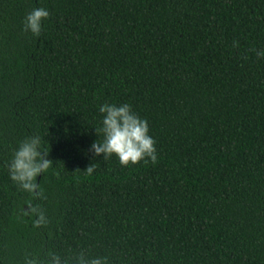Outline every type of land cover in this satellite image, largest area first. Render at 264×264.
<instances>
[{
	"label": "trees",
	"instance_id": "obj_1",
	"mask_svg": "<svg viewBox=\"0 0 264 264\" xmlns=\"http://www.w3.org/2000/svg\"><path fill=\"white\" fill-rule=\"evenodd\" d=\"M258 53L264 0H0V264H264ZM104 103L147 120L155 163L91 152ZM34 134L52 163L27 191L8 164Z\"/></svg>",
	"mask_w": 264,
	"mask_h": 264
},
{
	"label": "clouds",
	"instance_id": "obj_2",
	"mask_svg": "<svg viewBox=\"0 0 264 264\" xmlns=\"http://www.w3.org/2000/svg\"><path fill=\"white\" fill-rule=\"evenodd\" d=\"M49 17L45 7L33 8L23 21V31L39 37L42 21ZM264 55V53H258ZM103 114L100 132L103 139L94 141L90 150L95 156L103 158L114 155L122 166L135 165L140 161H157L155 140L149 134L148 122L141 118L127 103H104L99 106ZM48 153L42 149V137L39 134L26 136L15 148L8 172L10 179L20 188L32 191L38 187L37 177L49 169L52 161L47 158ZM86 171H92V165ZM45 222L43 215L37 224ZM106 258L95 257L86 259L81 256L77 264H105ZM24 264H64L60 256L50 254L47 261L36 256L25 257Z\"/></svg>",
	"mask_w": 264,
	"mask_h": 264
}]
</instances>
